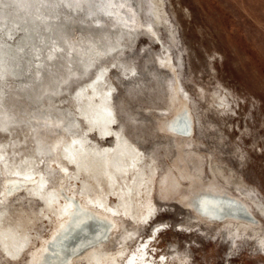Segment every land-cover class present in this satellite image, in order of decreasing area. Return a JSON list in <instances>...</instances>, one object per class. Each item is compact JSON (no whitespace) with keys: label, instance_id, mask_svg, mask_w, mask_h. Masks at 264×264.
I'll use <instances>...</instances> for the list:
<instances>
[{"label":"bare ground","instance_id":"1","mask_svg":"<svg viewBox=\"0 0 264 264\" xmlns=\"http://www.w3.org/2000/svg\"><path fill=\"white\" fill-rule=\"evenodd\" d=\"M160 7L0 0L1 264H20L10 259L20 252L23 264H192L158 248L173 229L212 232L232 249L229 259L241 243L264 257V195L190 168V95L177 53L159 35L157 26H168ZM139 54L149 56L144 73ZM146 78L164 97L144 112L179 153L165 169L134 132L146 121L116 104L118 85L150 93ZM155 195L192 212V229L157 222L169 209Z\"/></svg>","mask_w":264,"mask_h":264},{"label":"rangeland","instance_id":"2","mask_svg":"<svg viewBox=\"0 0 264 264\" xmlns=\"http://www.w3.org/2000/svg\"><path fill=\"white\" fill-rule=\"evenodd\" d=\"M160 2L174 41L167 24L157 29L177 53L180 78L190 95L196 145L190 155L192 172L205 168L208 176L216 174L220 185L264 195V0ZM143 54L136 56V61L140 60L138 68L144 73L150 64L149 56ZM146 86L152 89L150 93L143 89L132 96L118 85L116 104H125L131 114L146 121L134 132L142 140V147L155 156L160 169H165V160L171 162L179 153L165 144L153 113L144 112L146 106L163 105V88L152 78H146ZM154 201L169 209L157 222L192 229V212L178 204H160L157 195ZM147 221L138 223L147 225ZM214 239L212 232L204 236L173 229L160 236L158 248L163 252L173 248L172 256L189 259L192 264H264V257L254 246L243 250L244 243L232 259L226 258L232 249L221 239ZM10 259L20 264L25 261L22 252Z\"/></svg>","mask_w":264,"mask_h":264}]
</instances>
